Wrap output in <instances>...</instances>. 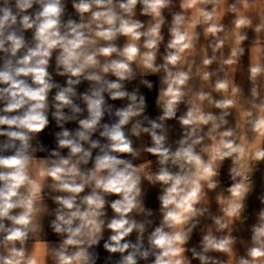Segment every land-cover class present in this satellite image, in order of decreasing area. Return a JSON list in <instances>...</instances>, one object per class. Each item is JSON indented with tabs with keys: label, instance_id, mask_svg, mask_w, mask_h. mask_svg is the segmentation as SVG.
Listing matches in <instances>:
<instances>
[{
	"label": "clouds",
	"instance_id": "obj_1",
	"mask_svg": "<svg viewBox=\"0 0 264 264\" xmlns=\"http://www.w3.org/2000/svg\"><path fill=\"white\" fill-rule=\"evenodd\" d=\"M257 173L264 0H0V264H264Z\"/></svg>",
	"mask_w": 264,
	"mask_h": 264
},
{
	"label": "rangeland",
	"instance_id": "obj_2",
	"mask_svg": "<svg viewBox=\"0 0 264 264\" xmlns=\"http://www.w3.org/2000/svg\"><path fill=\"white\" fill-rule=\"evenodd\" d=\"M257 180V187H256V193L259 194L262 190H264V180L261 178V173H257L256 176ZM250 207L252 209H255L258 207V201L256 200V195L254 194L250 200ZM195 264V262H194Z\"/></svg>",
	"mask_w": 264,
	"mask_h": 264
},
{
	"label": "crops",
	"instance_id": "obj_3",
	"mask_svg": "<svg viewBox=\"0 0 264 264\" xmlns=\"http://www.w3.org/2000/svg\"><path fill=\"white\" fill-rule=\"evenodd\" d=\"M150 79H153V80H154V79H156V78H155V77H151ZM154 96H155V92H152V93H149V94H148V101H149V104H153ZM117 103H119V102H117ZM149 111H150V112L153 111V108H150ZM153 114H155V113L153 112ZM45 139H46V141L48 140L47 137H45ZM149 204H150L153 208L156 207L155 193H153V194L149 197Z\"/></svg>",
	"mask_w": 264,
	"mask_h": 264
}]
</instances>
